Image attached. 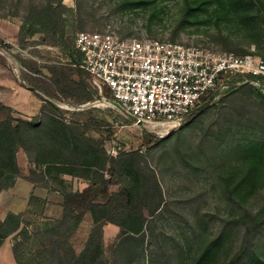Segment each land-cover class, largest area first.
Listing matches in <instances>:
<instances>
[{
    "label": "rangeland",
    "instance_id": "374dc122",
    "mask_svg": "<svg viewBox=\"0 0 264 264\" xmlns=\"http://www.w3.org/2000/svg\"><path fill=\"white\" fill-rule=\"evenodd\" d=\"M54 1L0 0V103L11 107L13 116L30 119L40 117L41 105L50 101L62 118L77 124L108 155L137 152L147 186H153L147 178L153 174L163 199L152 216L148 210L158 198L152 191L146 200V263L194 264L218 236L224 219L264 209V94L249 83L232 82L228 89L212 92L206 106L197 103L180 126L166 131L137 125L117 108L106 106L103 100L109 98L108 91L95 90L88 75L89 99L63 96L52 83L49 68L64 66L78 79L71 58L77 54L73 40L80 31L113 32L124 38L264 58V0H81L79 8L75 0H62L64 34L57 42L42 25L37 26L40 31L25 36V44L19 42L20 25H29L37 10ZM5 114L2 111L0 118ZM29 134L42 138L37 128ZM17 162L27 174L30 163L22 149L17 151ZM243 175L251 183L235 190ZM118 178L121 183L130 182L121 168ZM119 188L111 185L108 191ZM23 217L27 222L38 220L30 213ZM241 223L225 233L202 264L226 263L238 248ZM89 228L85 222L80 235L73 237L76 249L84 244ZM36 232L28 229L31 238L21 248L26 264L39 262L41 242L47 240ZM110 236L108 231L102 240L106 259L111 258L117 241ZM258 239L261 244L264 229ZM260 249L264 251L263 246ZM14 262L9 254L1 255L0 264Z\"/></svg>",
    "mask_w": 264,
    "mask_h": 264
},
{
    "label": "trees",
    "instance_id": "16d2710c",
    "mask_svg": "<svg viewBox=\"0 0 264 264\" xmlns=\"http://www.w3.org/2000/svg\"><path fill=\"white\" fill-rule=\"evenodd\" d=\"M80 2L81 0H75L77 8ZM63 8L62 0H55L37 10L34 20L30 21L29 25L25 23L20 25L18 41L25 44V36L40 31L37 26L42 25L52 40L57 42L64 34ZM78 59L77 53L72 56V63ZM76 69L78 79L73 78L71 72L61 65H53L49 72L51 81L60 94L76 101H84L90 98L85 78L88 74L81 68ZM211 96V92L206 93L199 102L206 106ZM205 106L198 111H202ZM2 111H6V114L0 118V243L7 235L27 223L22 214L8 210L11 197L6 193L20 173L16 154L22 149L34 166L30 169L29 177L43 180L51 173H67L86 180V185L81 190H62L60 220L53 226L37 229L36 233L43 234L47 239L46 242H41L42 248L38 254L40 258L37 264H147L146 200L152 191L158 198L155 204L149 207V215L152 216L158 211L163 199L153 174L147 177L153 186L151 189L147 186L137 152L108 155L105 148L95 139L85 135L77 124L62 118L59 109L50 101H44L41 105L40 117L30 119L15 117L10 106L0 103V113ZM192 111L193 109L189 114ZM35 128L39 130L42 138H34L29 134V131ZM120 168L128 173L129 183H121L119 180ZM106 172L107 176L104 174ZM242 177L235 183V190L251 183L246 175ZM111 185H120V188L109 193L108 188ZM101 197L105 199L102 200ZM42 201L33 195L29 199L32 207L38 206ZM87 212L92 217L93 226L83 249L76 254L68 241V236ZM239 221L242 222L240 242L225 264H264V251L260 249L264 247V240H261L260 244L258 239L264 229V209L254 214H245L241 218L224 219L218 236L211 240L198 258L193 260L194 264H202L218 246L225 233ZM105 222L119 227L110 259L103 256L102 225ZM18 234L23 238L13 243V257L16 264H26L22 259L21 248L31 237L25 225L20 228Z\"/></svg>",
    "mask_w": 264,
    "mask_h": 264
},
{
    "label": "built area",
    "instance_id": "2783aa9c",
    "mask_svg": "<svg viewBox=\"0 0 264 264\" xmlns=\"http://www.w3.org/2000/svg\"><path fill=\"white\" fill-rule=\"evenodd\" d=\"M73 45L74 66L89 83L137 125L166 131L180 126L206 93L232 82L249 83L264 94V58L215 52L200 46L156 39L121 37L113 32L80 31Z\"/></svg>",
    "mask_w": 264,
    "mask_h": 264
},
{
    "label": "crops",
    "instance_id": "0c3cea01",
    "mask_svg": "<svg viewBox=\"0 0 264 264\" xmlns=\"http://www.w3.org/2000/svg\"><path fill=\"white\" fill-rule=\"evenodd\" d=\"M28 162L30 163V168L26 172L27 174H23L21 172V166L19 165V175L15 177L14 183L6 190V193H8L11 197L8 204V210L14 213H20L22 214V216H24L26 213H30L38 217V220H36L35 222H27L26 224H22L20 228L25 225V228L27 230H36L53 226L60 220L62 216V190H81L86 185V180L67 173H51L49 175H46L43 180H40V178L38 177H29L30 169L34 166L29 161V159ZM73 183H75L76 185L73 186ZM32 195L42 199L43 201L38 203V206H30L29 199ZM85 222H88L90 228L93 226V220L89 212L84 215L83 219L68 237L70 244L74 248L72 249L76 254H78L83 249L84 244L88 238L89 231L86 235V238H84V244L78 249H76L73 245V237L75 235H80L82 226H84ZM20 228L14 233L9 234L2 239L0 243V258L1 255L6 254L8 256L9 254L14 261L12 245L20 237V235L18 234ZM108 231L111 233L110 237L115 238L118 234L119 227L113 223L105 222L102 225V240L105 239L106 232ZM14 264L16 263L14 262Z\"/></svg>",
    "mask_w": 264,
    "mask_h": 264
}]
</instances>
